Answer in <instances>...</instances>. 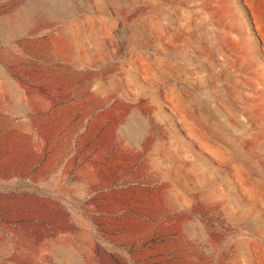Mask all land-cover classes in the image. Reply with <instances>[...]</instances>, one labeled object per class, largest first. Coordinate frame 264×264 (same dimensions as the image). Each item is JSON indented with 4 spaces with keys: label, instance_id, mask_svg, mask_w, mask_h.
I'll return each mask as SVG.
<instances>
[{
    "label": "rangeland",
    "instance_id": "obj_1",
    "mask_svg": "<svg viewBox=\"0 0 264 264\" xmlns=\"http://www.w3.org/2000/svg\"><path fill=\"white\" fill-rule=\"evenodd\" d=\"M0 264H264V0H0Z\"/></svg>",
    "mask_w": 264,
    "mask_h": 264
}]
</instances>
